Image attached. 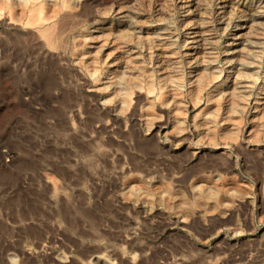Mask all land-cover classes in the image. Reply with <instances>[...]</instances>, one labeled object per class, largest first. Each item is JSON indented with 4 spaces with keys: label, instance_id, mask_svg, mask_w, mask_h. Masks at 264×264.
Instances as JSON below:
<instances>
[{
    "label": "rangeland",
    "instance_id": "rangeland-1",
    "mask_svg": "<svg viewBox=\"0 0 264 264\" xmlns=\"http://www.w3.org/2000/svg\"><path fill=\"white\" fill-rule=\"evenodd\" d=\"M49 2L0 0V264H264V111L204 85L223 78L229 17L259 20L257 91L264 17L205 0L189 59L179 0Z\"/></svg>",
    "mask_w": 264,
    "mask_h": 264
},
{
    "label": "bare ground",
    "instance_id": "bare-ground-1",
    "mask_svg": "<svg viewBox=\"0 0 264 264\" xmlns=\"http://www.w3.org/2000/svg\"><path fill=\"white\" fill-rule=\"evenodd\" d=\"M19 3L25 1V0H17ZM53 1V0H47ZM73 6L75 4H80L83 2V0H70ZM158 1V0H157ZM162 1V0H161ZM180 5L183 8V14L185 17H183L182 20V26L185 28V45L187 47V54L188 58L190 59L193 56H198L197 50L195 49L196 44L198 41L202 42V32L200 29L197 30L203 23V13L205 9V0H179ZM226 1V0H225ZM231 3V6L228 7V13H231L233 9H235V5H239L238 0H228ZM241 2L245 3L247 6L252 7V11L250 12L251 16H254L255 18H263L264 17V0H240ZM6 3V2H4ZM18 3V5H19ZM50 3V2H49ZM161 3V2H160ZM217 3V2H216ZM242 3V4H243ZM219 4V3H218ZM221 4V3H220ZM227 4V3H226ZM6 5V4H5ZM233 5V7H232ZM37 6L34 7L36 9ZM242 7V6H241ZM33 8V7H32ZM224 8V7H223ZM247 8V7H246ZM170 9V8H169ZM217 9V8H216ZM232 9V10H231ZM242 9V8H241ZM250 9V8H249ZM31 10V9H30ZM39 10V9H37ZM130 11V10H129ZM36 12V11H35ZM32 13V12H31ZM34 13V12H33ZM207 13V12H206ZM239 13V12H238ZM7 14V13H6ZM30 14V13H29ZM36 14V13H35ZM34 14V15H35ZM119 15H121V12H119ZM159 15V14H158ZM162 15V14H161ZM230 15V14H229ZM55 16V15H54ZM114 16V15H113ZM234 16V14H233ZM239 16V15H238ZM241 16V15H240ZM248 16V15H247ZM32 17V16H31ZM130 17V16H129ZM127 16V18H129ZM218 17V16H217ZM40 18V17H39ZM219 18V17H218ZM236 17L234 16L233 19ZM238 18V17H237ZM251 18V17H250ZM28 19V17H27ZM30 19V18H29ZM35 19V18H34ZM254 19V18H253ZM10 20V19H9ZM36 20V19H35ZM38 20V19H37ZM258 20V19H257ZM263 20V19H262ZM17 21V20H16ZM39 21V20H38ZM62 21V20H61ZM81 21V20H80ZM250 21V20H249ZM244 23L242 22H235L231 20V17L225 22V24L229 25L232 27V31L229 35L228 40L225 43V48L223 49L222 55V62H223V70H222V75L223 78L220 80L219 77H215L214 75L216 74L214 72H210L209 76L210 79L206 81L204 84L207 88V90H215L216 86L218 83L225 82V89H222V92L226 95H228L231 99H234L235 105L237 106L236 108L240 110V112H248L249 108L251 107L253 111H264V77L261 79L258 85V89L256 92L253 91V85L251 84V77H252V68L254 66V61L252 59V52L254 51V45L256 44V41L259 39V30L261 29L259 25V22H250L249 23ZM261 21V20H260ZM31 22V21H30ZM40 22V21H39ZM42 22V21H41ZM63 22V21H62ZM137 19L136 18H129L128 23L129 24H136ZM206 22V21H205ZM11 23V22H10ZM13 23V22H12ZM65 23V22H63ZM224 24V23H223ZM16 25V24H15ZM67 25V24H66ZM222 25V24H221ZM57 26V25H56ZM65 26V25H64ZM74 26V25H73ZM223 26V25H222ZM46 26H44L45 28ZM48 27V26H47ZM46 27V28H47ZM95 26V23L91 25V31L90 35L86 37V39L89 41V47L91 48H98V49H103L106 47V39L104 37H101L99 34L95 33V30H92ZM123 28V27H122ZM43 29V28H42ZM41 29V30H42ZM132 29V28H131ZM16 31V30H15ZM57 31V30H55ZM54 31V32H55ZM64 31V30H63ZM116 31V30H115ZM165 30L157 27L152 33L155 35L157 38L163 37L165 35ZM261 31V30H260ZM61 32V30H60ZM93 32V33H91ZM103 32V31H102ZM141 32L144 34H148L143 29L140 28H133V33L135 34V37L140 36ZM151 32V31H150ZM105 33V32H104ZM167 33V32H166ZM44 34V33H43ZM132 34V33H131ZM150 34V33H149ZM133 35V34H132ZM143 35V34H142ZM206 35V34H205ZM154 36V38H155ZM64 37V36H63ZM202 37V38H201ZM205 37V36H204ZM43 38V37H42ZM47 38V37H46ZM141 38V37H139ZM143 38V37H142ZM141 38V39H142ZM145 38V37H144ZM152 38V40L154 39ZM207 38V37H206ZM205 38V39H206ZM45 39V38H44ZM184 39V38H183ZM262 39V38H261ZM48 40V38H47ZM139 40V39H138ZM63 41V40H62ZM140 41V40H139ZM49 42V40H48ZM108 42V41H107ZM206 42H208L206 40ZM258 42V41H257ZM205 43V42H204ZM120 44V43H119ZM198 45V44H197ZM204 47V46H203ZM97 49V50H98ZM206 49V48H205ZM259 49V48H258ZM162 57L166 61L168 58L170 59L169 51L167 48L162 49ZM202 50V49H201ZM206 52V51H205ZM204 52V53H205ZM153 54V53H152ZM161 57V55H160ZM159 57V58H160ZM186 57V58H187ZM203 57V56H202ZM201 58V57H199ZM124 59V55H123ZM192 59V58H191ZM205 59V58H204ZM207 59V58H206ZM145 60V59H144ZM177 60V59H176ZM175 60V61H176ZM200 63H201V59ZM203 60V59H202ZM159 61V60H158ZM162 61V60H161ZM191 61V60H190ZM198 61V60H197ZM117 62V61H116ZM166 64V63H165ZM201 65V64H200ZM204 67V66H203ZM205 68V67H204ZM210 68V67H209ZM108 69V68H107ZM203 69V68H201ZM212 69V68H211ZM212 71V70H211ZM218 72V71H217ZM114 73V72H113ZM114 75V74H113ZM206 75V74H205ZM255 75V74H254ZM116 75L113 76V78L108 80L107 86H110L114 92H116V100L117 102L121 103L125 100L126 98V88L121 81L119 80L118 74L117 77ZM264 76V75H263ZM111 77V76H110ZM115 77V78H114ZM167 77V76H166ZM170 77V76H169ZM260 77V76H259ZM122 78V77H121ZM172 78V76L170 77ZM169 78V79H170ZM108 79V78H107ZM174 80V79H173ZM168 81V80H167ZM172 81V80H171ZM175 81V80H174ZM185 82V81H184ZM197 82V81H196ZM257 82V81H254ZM106 83V82H105ZM103 84V83H102ZM196 84V83H195ZM224 84V83H223ZM169 85V84H168ZM175 86V85H173ZM189 87V86H188ZM192 87V86H191ZM175 88V87H174ZM194 90V89H193ZM133 93V91H130ZM136 92V91H135ZM131 93V94H132ZM220 93V92H219ZM152 94V93H151ZM176 94V93H175ZM175 94L172 93V97H175ZM179 95V94H178ZM171 96V95H170ZM215 96V95H214ZM219 96V95H218ZM222 97V96H221ZM177 98V97H176ZM130 100V99H129ZM224 100V99H223ZM228 100V99H227ZM230 100V99H229ZM176 101V100H174ZM133 103V102H132ZM131 103V104H132ZM129 104V103H128ZM134 104V103H133ZM118 105V103H117ZM144 105V104H143ZM234 105V106H235ZM176 106V105H175ZM119 107V106H118ZM133 107V106H132ZM222 107V106H221ZM210 108V107H209ZM229 109V108H228ZM131 110V109H130ZM262 111V112H263ZM176 112V111H175ZM194 113V112H193ZM191 114V113H190ZM206 114V113H205ZM142 115V114H141ZM253 115V114H252ZM202 117V116H201ZM178 121V120H176ZM258 124V123H257ZM255 125V124H254ZM228 128V127H227ZM248 128V127H247ZM255 128V127H254ZM228 130V129H226ZM263 130V129H262ZM204 131V129H203ZM255 131V130H254ZM167 133V132H166ZM204 133V132H203ZM169 134V133H168ZM173 134V133H172ZM250 136V135H249ZM252 136V135H251ZM247 137V136H246ZM150 139V138H149ZM235 144V142H234ZM238 144V143H237ZM231 145L230 141H224L216 144V148L220 151L218 152H225L226 148ZM232 146V145H231ZM237 146V145H236ZM241 147V145H239ZM250 146L253 147L254 149L256 147H259L260 149H264V138L256 141H252L250 143ZM239 149V147H238ZM255 151V150H253ZM223 154V153H222ZM221 155V154H220ZM225 156V155H224ZM226 157V156H225ZM247 157V156H246ZM261 157V155H260ZM229 159V158H228ZM231 164V163H230ZM253 164V163H252ZM253 167V166H252ZM256 168V167H255ZM259 168V167H258ZM262 171V170H261ZM264 176V175H263ZM260 177V176H259ZM183 180V179H182ZM233 201V200H232ZM101 261V260H100ZM96 262V261H95Z\"/></svg>",
    "mask_w": 264,
    "mask_h": 264
}]
</instances>
